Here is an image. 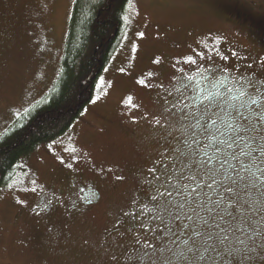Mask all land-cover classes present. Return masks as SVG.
<instances>
[{"label":"rangeland","instance_id":"1","mask_svg":"<svg viewBox=\"0 0 264 264\" xmlns=\"http://www.w3.org/2000/svg\"><path fill=\"white\" fill-rule=\"evenodd\" d=\"M74 4L0 0V136L54 86ZM206 72L228 81L215 88L187 83ZM249 79L264 81V0H128L122 35L92 101L64 134L24 158L13 181L0 188V264H114V257L125 264V250L135 255L141 243L168 244L160 240L166 233L155 219L159 196L149 170L191 166L197 172L198 161L183 155L189 143L206 149L214 165L223 164L233 177L238 170L244 181L239 196L258 200L257 168L264 170V159L234 161L223 143L233 135L228 113L235 116L245 100L237 89ZM210 133L228 163L215 159L221 154L211 148L219 145ZM184 174L189 177L188 167ZM248 181L255 188L245 191ZM182 183L196 191L188 178ZM42 204H51L49 215ZM181 221L173 225L175 254L165 250L160 264H193L180 256L191 223ZM231 264H264V252Z\"/></svg>","mask_w":264,"mask_h":264},{"label":"snow or ice","instance_id":"2","mask_svg":"<svg viewBox=\"0 0 264 264\" xmlns=\"http://www.w3.org/2000/svg\"><path fill=\"white\" fill-rule=\"evenodd\" d=\"M140 36L143 37L144 33H140ZM191 59L189 57L190 61ZM101 83H104L102 78ZM140 83L144 84L145 81L141 80ZM246 83V88L241 87L240 96H248V99L241 100L235 107V116L231 112L228 113L230 119L227 123L233 135H230L223 143L227 149L233 150L227 153L232 160L244 157L255 164L257 159H264V81L249 79ZM248 89L259 91L261 93L259 99L249 96ZM99 98L97 96V100ZM128 100L130 101L131 97ZM257 105H259V110ZM160 123V120H156V124ZM212 123L215 126L216 121ZM216 132L219 133L220 129L217 128ZM257 137L261 140L260 144L256 143ZM210 138L211 141H216L215 144L219 147L211 146L213 143L206 147L211 146L216 154H221L220 156L215 155L216 160L223 158L225 163H228L227 156L224 155L225 149L221 147L216 134L210 133ZM242 144L243 147H241ZM254 144L255 147H253ZM234 146L239 151H235ZM257 152L260 156L254 154ZM201 154L203 158H200ZM183 155L190 161H198L197 172H192L191 166H182L177 170L179 175L171 168L161 171L154 167L149 170L150 175L156 181V192L159 196L154 209L155 219L164 225L166 233L160 237V240L162 244L164 240H168L169 243L163 244V247L141 243L133 249L135 255L125 250V264H160L161 254L165 250L173 252L170 245L175 242L174 238L177 235L173 225L181 221V217L191 223L186 232L187 238L182 241L183 249L180 256L185 260L191 258L193 264H231L236 257L246 259L255 252H264V170L257 168L261 181L260 198L244 200L236 191L244 182L238 170L235 171L236 176L233 177L231 175L233 171L225 169L223 164L216 167L213 163V155H209L206 149H200L198 143L195 148L192 143H189ZM184 167H188L189 177H185ZM157 172L160 173L159 176L156 175ZM197 173H199V178ZM251 175L255 176L254 173ZM205 176L207 180H204L202 187L200 181ZM182 178H188L190 183H195L196 191H192L189 185L182 183ZM117 179H123V177H117ZM224 181L228 183L225 184ZM148 182L151 183V181ZM160 188H164L165 193L161 194ZM205 188L207 192L204 191ZM254 188L253 181H248L245 185V191ZM219 189L223 191H218ZM173 193L181 194V198L169 201L167 197ZM256 216L261 217L259 222L255 220ZM238 232L244 233L245 239L241 240L237 235ZM145 239L147 240V237ZM258 239L259 247L256 243ZM114 264H120V258L114 257Z\"/></svg>","mask_w":264,"mask_h":264},{"label":"trees","instance_id":"3","mask_svg":"<svg viewBox=\"0 0 264 264\" xmlns=\"http://www.w3.org/2000/svg\"><path fill=\"white\" fill-rule=\"evenodd\" d=\"M128 0H75L60 74L0 136V188L41 144L64 134L92 101L122 35Z\"/></svg>","mask_w":264,"mask_h":264},{"label":"flooded vegetation","instance_id":"4","mask_svg":"<svg viewBox=\"0 0 264 264\" xmlns=\"http://www.w3.org/2000/svg\"><path fill=\"white\" fill-rule=\"evenodd\" d=\"M196 81H198L199 83H201V82L204 83V86H206L205 88H215L218 84H222V83L227 82L228 78L225 76H219L218 78L214 79V78H211V75L208 72L203 74V76L195 74V75L187 78V83L188 82H196ZM240 91H241V88L237 89L236 93L239 94ZM249 96H251V95L249 94ZM245 99H248V96H246ZM257 99H259V98H257ZM49 206H51V204L50 205L42 204V207H44L46 210V213H45L46 215L50 214Z\"/></svg>","mask_w":264,"mask_h":264}]
</instances>
